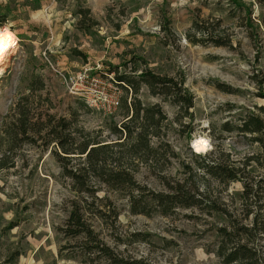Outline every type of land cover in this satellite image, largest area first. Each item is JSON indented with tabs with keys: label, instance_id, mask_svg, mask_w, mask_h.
<instances>
[{
	"label": "rangeland",
	"instance_id": "1",
	"mask_svg": "<svg viewBox=\"0 0 264 264\" xmlns=\"http://www.w3.org/2000/svg\"><path fill=\"white\" fill-rule=\"evenodd\" d=\"M0 20L16 40L0 72V264H224L239 242L264 264V151L239 130L264 106V0H0ZM84 70L131 75L139 90L120 86L121 101L161 110L152 151L113 132L122 105L88 108L59 72ZM143 71L173 79L168 95ZM182 80L189 112L173 103ZM86 145L106 148L89 162ZM215 164L236 179L208 174ZM162 194L178 204L157 205ZM72 210L89 238L65 230Z\"/></svg>",
	"mask_w": 264,
	"mask_h": 264
},
{
	"label": "trees",
	"instance_id": "2",
	"mask_svg": "<svg viewBox=\"0 0 264 264\" xmlns=\"http://www.w3.org/2000/svg\"><path fill=\"white\" fill-rule=\"evenodd\" d=\"M3 20H0V25H3ZM113 72V71H111ZM116 82L119 83V86H124L126 89L131 90L134 89V92L137 93L139 90V86H136L133 77L131 75L123 74L118 75V71L116 72L115 76ZM143 82L153 94H160V95H168V92L165 90H169V87L171 84H175L174 80L168 77H161L157 76L149 71H143L141 75L139 76L138 82ZM160 88L161 90L159 93L156 92V89ZM260 97L264 99V93L260 94ZM173 103L178 105L181 109H184L186 112H189L190 109L194 107V99L192 95H189L188 91L184 88V81L182 80L180 82V86L176 89V93L172 94ZM121 105L123 109H125L126 119L128 123L123 124L121 126V129H118L117 127H113V132L122 134L124 132H127V139L130 141H133L132 148H134V152H140L142 151H152V148L150 146L151 144V138L154 136H158L156 130L157 128H160L162 120H163V114L160 109L155 108H148L143 107L140 101L137 99L134 100V102L128 106V103L126 100L121 101ZM260 113L257 115H251V117L242 120V125L239 130H241L243 133H250V134H257V137L255 139L256 142L260 143L261 149L264 151V106L259 109ZM63 124L66 122L65 119H62L61 121ZM138 123L139 126L136 127L133 131L130 130L129 124L131 123ZM23 133H28L26 130H23ZM94 145H98V143H94ZM91 146V144H90ZM89 146H85L80 150L81 154H86L88 156V161L91 162L92 156L94 153H97L100 150L105 149L104 146H98V147H92L88 151ZM67 152V151H66ZM65 152V153H66ZM70 154V153H66ZM206 170L208 174H213L217 179H220L223 181V178L230 180H235L236 175L234 170H228L222 168L220 164L215 165H206ZM125 174L124 171H119V174L116 176L114 180L117 182H124V179L121 175ZM69 175L72 178H75L77 176L73 172H69ZM78 179V178H76ZM264 181V180H262ZM104 182L109 183L110 180H104ZM261 181H259L260 183ZM246 195H249L248 193ZM180 194H162L154 196L153 200L157 205L159 206H170L171 208H174L178 203H176L177 198H179ZM185 197V196H183ZM187 199V198H186ZM188 202V201H186ZM194 202L186 203L184 206L189 207L192 206ZM134 213H138V211H134ZM164 214H167L166 211H164ZM72 226L75 227H82L83 229H79L78 231H74L71 236L73 238L77 236H84L86 238H89L91 236V233L87 232L85 229V220L84 217L78 213L76 210H72L69 214L68 221L66 223V229H70ZM245 236L249 235V232L254 230L249 228H244ZM98 252H102L103 249L95 248ZM230 250V251H228ZM251 248H249L248 243L240 244L238 243L237 247L226 249L221 251L219 256H223V263L224 264H258V259H252ZM17 254L15 257H12L9 260H6V262H9L10 264H15ZM112 259V264H146V262L143 259H130V258H119L118 256L110 255Z\"/></svg>",
	"mask_w": 264,
	"mask_h": 264
},
{
	"label": "built area",
	"instance_id": "3",
	"mask_svg": "<svg viewBox=\"0 0 264 264\" xmlns=\"http://www.w3.org/2000/svg\"><path fill=\"white\" fill-rule=\"evenodd\" d=\"M59 72L73 94H79L88 108L103 112L105 115H112L120 108L121 89L112 75L103 78L87 70L74 73Z\"/></svg>",
	"mask_w": 264,
	"mask_h": 264
},
{
	"label": "bare ground",
	"instance_id": "4",
	"mask_svg": "<svg viewBox=\"0 0 264 264\" xmlns=\"http://www.w3.org/2000/svg\"><path fill=\"white\" fill-rule=\"evenodd\" d=\"M5 32L10 33L12 39L9 42L7 48L4 50L3 55L0 56V72H1V65L6 61L7 57L12 53V51L16 49V40H15L14 35L12 34V32L7 27L0 28V34H3ZM201 139L195 140L193 142V144L196 143L197 141L201 140ZM202 140H205V139H202ZM205 141H207V140H205ZM208 146L209 145H208V141H207L206 146L203 147L200 151H197L194 147L193 148L195 149L196 153H205L207 151V149H208Z\"/></svg>",
	"mask_w": 264,
	"mask_h": 264
},
{
	"label": "clouds",
	"instance_id": "5",
	"mask_svg": "<svg viewBox=\"0 0 264 264\" xmlns=\"http://www.w3.org/2000/svg\"><path fill=\"white\" fill-rule=\"evenodd\" d=\"M12 37L10 33H3L0 34V56L3 55L4 50L7 48L9 42L11 41ZM207 144V141L205 140H199L196 143L193 144V147L197 150L200 151L203 147H205Z\"/></svg>",
	"mask_w": 264,
	"mask_h": 264
},
{
	"label": "crops",
	"instance_id": "6",
	"mask_svg": "<svg viewBox=\"0 0 264 264\" xmlns=\"http://www.w3.org/2000/svg\"><path fill=\"white\" fill-rule=\"evenodd\" d=\"M12 31V30H11Z\"/></svg>",
	"mask_w": 264,
	"mask_h": 264
}]
</instances>
